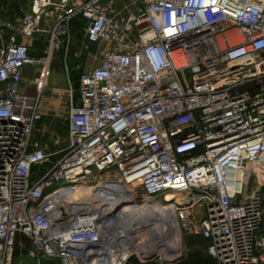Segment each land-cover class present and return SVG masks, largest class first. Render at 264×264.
<instances>
[{"label": "built area", "instance_id": "obj_1", "mask_svg": "<svg viewBox=\"0 0 264 264\" xmlns=\"http://www.w3.org/2000/svg\"><path fill=\"white\" fill-rule=\"evenodd\" d=\"M78 18L99 65L79 78L65 142L42 144L41 94ZM101 183L169 207L213 264H264V0H31L0 40V264L16 247L38 264H131L91 213L57 215L63 191Z\"/></svg>", "mask_w": 264, "mask_h": 264}, {"label": "rangeland", "instance_id": "obj_2", "mask_svg": "<svg viewBox=\"0 0 264 264\" xmlns=\"http://www.w3.org/2000/svg\"><path fill=\"white\" fill-rule=\"evenodd\" d=\"M46 41V32L36 35V39L32 42L31 53L37 54L41 51L38 49H43L46 46ZM84 41V31L80 27H75L71 29V40L68 52H65L64 46L54 56L49 82L40 98L41 120L36 124L33 132L34 139L42 144H51L54 137H58L65 142L68 132L69 107L70 104H74L78 98V91L73 87L71 75L79 74L81 76L82 73L91 71L99 65L100 56L96 51V48H91L89 51H85L83 48ZM126 206L133 207L136 206V203H131ZM193 213L198 219L200 218L201 213H203V209L201 207H196L193 210ZM262 225L264 228V208L262 212ZM140 230L141 234H147L148 230L146 228ZM168 232L169 230L163 232L161 234L162 238L160 237L157 242L156 237L149 239L148 245L152 248L155 247L158 249V252L152 256L150 262H148L149 260H146L147 262H145L141 258L138 250H136L134 251L131 264H135V262L137 264H187L191 253L195 252L206 257L204 249L205 245L199 236L186 235L182 230H180L181 240L178 255L171 258L167 257L173 253L167 248L168 246H166L171 234V232H169L170 234ZM12 264L38 263L27 257L25 252L17 250L14 253ZM40 264H61V262L55 259H46L41 261Z\"/></svg>", "mask_w": 264, "mask_h": 264}, {"label": "bare ground", "instance_id": "obj_3", "mask_svg": "<svg viewBox=\"0 0 264 264\" xmlns=\"http://www.w3.org/2000/svg\"><path fill=\"white\" fill-rule=\"evenodd\" d=\"M131 203H136V199L129 188L120 183H101L98 187L63 191L57 215H66L67 220L76 212L91 213L98 224H102V240L107 235L110 244L118 243L130 253L138 250L142 259L158 252L157 248L148 245L149 239L156 237L157 242L161 234L169 230L171 234L168 232L170 239L166 246L173 253L167 257L178 255L180 231L171 209L156 202L126 206ZM144 228L148 230L146 235L140 232ZM111 249H108V253Z\"/></svg>", "mask_w": 264, "mask_h": 264}, {"label": "crops", "instance_id": "obj_4", "mask_svg": "<svg viewBox=\"0 0 264 264\" xmlns=\"http://www.w3.org/2000/svg\"><path fill=\"white\" fill-rule=\"evenodd\" d=\"M31 0H0V40L6 42L8 36L14 33L18 26L20 19L23 15L27 14L30 10ZM36 39L29 38L27 42L31 44ZM96 48L99 53L100 48ZM38 50H41L39 48ZM40 51L35 54L39 55ZM33 77V69L31 67H26L23 72L22 82L19 85V91L27 95H35V90L30 86V81ZM68 133V132H67Z\"/></svg>", "mask_w": 264, "mask_h": 264}, {"label": "trees", "instance_id": "obj_5", "mask_svg": "<svg viewBox=\"0 0 264 264\" xmlns=\"http://www.w3.org/2000/svg\"><path fill=\"white\" fill-rule=\"evenodd\" d=\"M83 24H84V20L82 18H78V19L74 20V22L72 24V29L75 28V27H80L81 28L83 26ZM29 54L35 56V54L31 53V50L29 51ZM79 78H80L79 74H72L71 75V80L73 81V87L77 91H78V88H79ZM77 102H78V98H77V101L75 103H77ZM199 238L202 240V242H204V245H205L204 249H205L206 257H204V256H202V255H200L199 253H196V252L195 253H191V255H190V257H189V259L187 261V264H212L213 263L212 259L206 253L207 243L200 236H199ZM21 240L24 241L26 243V246H27V241H25L23 238H21ZM17 250H19L18 247H16L15 252ZM21 252H24V250L21 251ZM135 264H137V263L135 262Z\"/></svg>", "mask_w": 264, "mask_h": 264}, {"label": "water", "instance_id": "obj_6", "mask_svg": "<svg viewBox=\"0 0 264 264\" xmlns=\"http://www.w3.org/2000/svg\"><path fill=\"white\" fill-rule=\"evenodd\" d=\"M114 217V216H113Z\"/></svg>", "mask_w": 264, "mask_h": 264}]
</instances>
